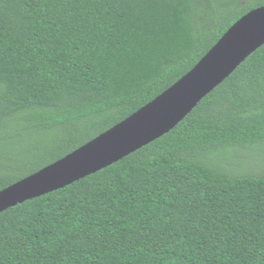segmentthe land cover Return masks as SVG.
Instances as JSON below:
<instances>
[{
  "label": "trees",
  "instance_id": "1",
  "mask_svg": "<svg viewBox=\"0 0 264 264\" xmlns=\"http://www.w3.org/2000/svg\"><path fill=\"white\" fill-rule=\"evenodd\" d=\"M263 5L0 0V190L155 99ZM259 144L264 45L161 138L0 213V264H264V176L209 158Z\"/></svg>",
  "mask_w": 264,
  "mask_h": 264
},
{
  "label": "water",
  "instance_id": "2",
  "mask_svg": "<svg viewBox=\"0 0 264 264\" xmlns=\"http://www.w3.org/2000/svg\"><path fill=\"white\" fill-rule=\"evenodd\" d=\"M264 45V5L239 18L171 87L122 122L0 190V213L64 189L173 130L198 103Z\"/></svg>",
  "mask_w": 264,
  "mask_h": 264
},
{
  "label": "rangeland",
  "instance_id": "3",
  "mask_svg": "<svg viewBox=\"0 0 264 264\" xmlns=\"http://www.w3.org/2000/svg\"><path fill=\"white\" fill-rule=\"evenodd\" d=\"M209 158L213 160V165L223 163L224 171L235 176H243L248 173L264 176V145L261 144L255 145L251 149L221 151Z\"/></svg>",
  "mask_w": 264,
  "mask_h": 264
}]
</instances>
